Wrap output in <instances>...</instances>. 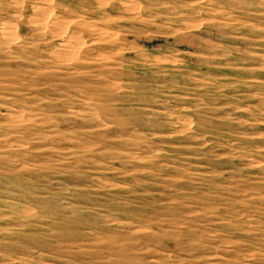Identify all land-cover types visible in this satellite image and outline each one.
I'll list each match as a JSON object with an SVG mask.
<instances>
[{"label": "rangeland", "instance_id": "rangeland-1", "mask_svg": "<svg viewBox=\"0 0 264 264\" xmlns=\"http://www.w3.org/2000/svg\"><path fill=\"white\" fill-rule=\"evenodd\" d=\"M0 264H264V0H0Z\"/></svg>", "mask_w": 264, "mask_h": 264}]
</instances>
